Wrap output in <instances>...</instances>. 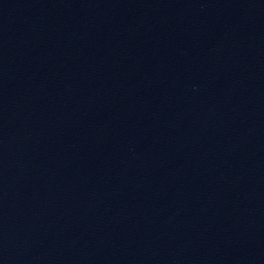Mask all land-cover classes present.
I'll use <instances>...</instances> for the list:
<instances>
[{
  "label": "water",
  "instance_id": "water-1",
  "mask_svg": "<svg viewBox=\"0 0 264 264\" xmlns=\"http://www.w3.org/2000/svg\"><path fill=\"white\" fill-rule=\"evenodd\" d=\"M0 264H264V0H0Z\"/></svg>",
  "mask_w": 264,
  "mask_h": 264
}]
</instances>
